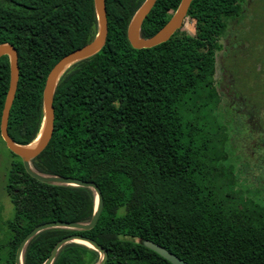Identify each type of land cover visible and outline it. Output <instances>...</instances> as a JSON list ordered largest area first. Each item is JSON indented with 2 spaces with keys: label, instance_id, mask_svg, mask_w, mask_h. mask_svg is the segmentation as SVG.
<instances>
[{
  "label": "trees",
  "instance_id": "trees-1",
  "mask_svg": "<svg viewBox=\"0 0 264 264\" xmlns=\"http://www.w3.org/2000/svg\"><path fill=\"white\" fill-rule=\"evenodd\" d=\"M143 1L104 0V44L58 77L50 138L29 160L38 174L93 182L102 199L96 222L88 229L37 232L22 249V264H41L66 235L96 242L106 253L103 264H171L143 240L187 264H264V186H248L241 175L252 167L264 171V150L250 144L255 161L249 162L238 144L253 137L246 121L256 115L241 107L215 66L220 39L237 22L243 0H191L185 16L192 33L180 26L163 42L133 48L126 27ZM179 2L155 0L138 35L154 34ZM96 32L92 0H0V44L17 53L6 125L16 144L32 143L42 127L49 69ZM8 78L3 54L0 113ZM260 132L257 140L264 142ZM10 154L5 192L12 215L4 246L13 264L18 243L36 225L88 222L94 193L39 180ZM99 257L72 241L50 264H95Z\"/></svg>",
  "mask_w": 264,
  "mask_h": 264
},
{
  "label": "water",
  "instance_id": "water-1",
  "mask_svg": "<svg viewBox=\"0 0 264 264\" xmlns=\"http://www.w3.org/2000/svg\"><path fill=\"white\" fill-rule=\"evenodd\" d=\"M154 1L155 0H144L134 11L127 24L126 38L130 46L133 48H147L167 40L168 37L181 26V22L185 17L188 5L191 0H180L177 8L167 19V21L162 25V27L151 36L147 38H142L138 35L139 27L142 22V19L148 13ZM92 3L97 21V32L89 42L61 56L47 72L41 92L43 123L38 135L33 140V142L35 141L34 145L30 148L28 146L33 142L24 146L19 145L16 144L7 134L6 125L8 111L14 96L18 78L17 53L15 48L11 44H0V56L5 54L8 56L9 60L8 85L0 113V138L3 141L5 147L11 153L17 155L21 159L25 170L37 179L57 184L84 186L90 188L94 193V209L88 222L79 223L49 221L36 225L28 233H26L25 236L18 243L14 253L13 264H22V249L26 242L37 232L52 227H64L69 229H88L95 224L97 216L102 206V199L99 189L93 182L83 181L73 177L41 175L34 172L29 165V160L35 157L45 147L52 132V93L58 77L71 63L92 55L93 53L98 51L100 47L104 44L106 36V16L104 0H92ZM72 241L83 244L97 251L100 257L95 264H103L106 257V253L103 248L96 244V242H94L93 240L80 235H66L59 239L54 244V246L50 250V253L41 264H50L58 248L61 245ZM142 244L145 247L156 252L164 259L168 260L171 264H187L171 252L167 251L166 249L162 248L161 246L157 245L152 241L143 240Z\"/></svg>",
  "mask_w": 264,
  "mask_h": 264
},
{
  "label": "rangeland",
  "instance_id": "rangeland-1",
  "mask_svg": "<svg viewBox=\"0 0 264 264\" xmlns=\"http://www.w3.org/2000/svg\"><path fill=\"white\" fill-rule=\"evenodd\" d=\"M242 3L237 22L232 21L226 28V35L220 39L223 49L216 53L215 66L216 75L225 76L233 96L242 101L241 107L251 117L255 112L256 118L246 121L249 130L252 129L253 137L246 141L238 140L242 157L252 162L255 161V152L251 147L264 150V142L257 140L256 133L261 130L260 135L264 138V0H243ZM181 28L188 33L193 32V25L186 16L181 22ZM245 130H248L246 126ZM261 156L262 153L259 158ZM11 159L10 151L0 138V264H11L7 247L4 246L8 233L6 221L12 215V206L5 192L6 173ZM241 175L247 179L248 186H264V171H258L257 167L243 171Z\"/></svg>",
  "mask_w": 264,
  "mask_h": 264
},
{
  "label": "bare ground",
  "instance_id": "bare-ground-1",
  "mask_svg": "<svg viewBox=\"0 0 264 264\" xmlns=\"http://www.w3.org/2000/svg\"><path fill=\"white\" fill-rule=\"evenodd\" d=\"M34 145V144H33Z\"/></svg>",
  "mask_w": 264,
  "mask_h": 264
}]
</instances>
